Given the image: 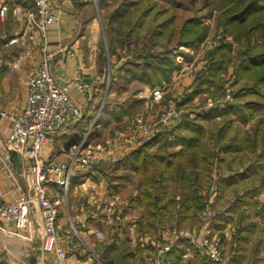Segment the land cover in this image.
I'll return each mask as SVG.
<instances>
[{"label": "trees", "instance_id": "1", "mask_svg": "<svg viewBox=\"0 0 264 264\" xmlns=\"http://www.w3.org/2000/svg\"><path fill=\"white\" fill-rule=\"evenodd\" d=\"M108 1L99 0L102 6ZM115 1V10L106 21L103 20V25L117 34L109 46L111 54L118 51L117 45L124 50L116 73L128 82L140 81L154 87L170 80L177 65L176 51L184 53L180 46L195 49L207 34L208 26L202 15L184 13V3L180 0H166L169 5L162 8L154 0ZM209 2L206 0V3ZM220 21L240 44L233 71L238 83L233 91V99L186 110L177 124L159 126L154 134L143 136L120 159H104L86 169L107 175L111 182L128 177L132 172L141 176L140 183L144 188L132 205L143 207L144 215L138 222L139 229L149 231L147 233L158 242H163L160 236L166 227L182 229L187 224L200 225L203 222L201 213L213 193V183L216 190L223 194L236 188L229 199L233 201L234 209L241 200L251 203L248 194H259L260 186L264 183V120L257 126L262 128L261 131L249 134L242 124L233 125L229 118V114L236 113L239 120L246 122L253 117V112H250L251 116L248 115L253 107L264 114V0L229 3ZM162 38L167 39L162 42ZM231 51L232 44L225 38L210 51V61L194 78L190 90L177 101L178 106L187 105L201 93L214 94L215 90L224 86L223 73L233 58ZM184 54L189 57L188 53ZM100 61L105 75V66L109 61L107 49L101 50ZM246 94L260 101L245 105ZM118 103L120 108L104 106L99 119L106 122L113 117L121 118L137 104L135 100L125 106L123 101ZM80 139L81 136L77 134L72 141L78 144ZM177 146L179 148L175 149ZM230 150H239L242 154L237 162L225 168L223 162L226 153L223 152ZM250 165L252 168H249ZM121 168L122 172L119 173ZM228 169L233 171L228 173ZM256 179L258 184H254ZM243 189L246 192L241 195ZM169 222L173 224L167 226ZM242 230L243 227H239L237 234L226 243V256L233 253V257H229L231 264H259V243H250L251 235L241 234ZM117 235L118 228L110 241L99 243L100 258L106 264H138L136 259L129 261V257L134 255L131 242L127 238L119 241ZM236 239L244 240V244L235 246ZM189 245L188 239L175 242L169 264L182 262V254ZM150 247L149 252L155 248L154 245ZM4 257L0 254V264H11ZM182 264L221 263L195 253Z\"/></svg>", "mask_w": 264, "mask_h": 264}, {"label": "crops", "instance_id": "2", "mask_svg": "<svg viewBox=\"0 0 264 264\" xmlns=\"http://www.w3.org/2000/svg\"><path fill=\"white\" fill-rule=\"evenodd\" d=\"M3 3H7L9 9L4 17L0 15V111L5 112V114L0 113V200L12 202L22 194L33 196L35 190L27 174L29 165L34 160L20 151H13L14 149L10 147L9 138L13 132V121L10 115L19 113L25 107L30 79L44 59L49 61L52 74L61 85L71 82L76 71L81 67L83 81L91 85V90L85 94L77 86L72 85L70 93L74 99L82 102L83 115L77 121H70L42 145L43 159L68 160L75 146L84 139L87 131H92L91 138L88 139V142H91L100 133L103 125L111 124V121L103 122L96 117L99 109V106L96 107L98 90H104L105 86L106 91L109 89L102 72L103 65L98 57L101 51L99 38H101L100 30L102 29L99 0H52L58 19L47 27L46 36L40 42L33 35L27 34L28 31L26 32L27 29H34L29 25L31 15L36 9L34 2L32 0H0V7ZM15 8H18L17 14L14 13ZM88 35L89 41H86ZM15 37L22 40L11 42ZM68 50L73 51V54H69ZM193 80L194 77L190 76L179 79L172 88L174 96L178 98L190 90ZM149 88H151L149 85L143 83L138 90L140 100L147 103ZM77 134L81 136V139L78 144H75L72 140ZM178 148L179 146L175 149ZM125 151L127 150L115 149L109 152L105 159L116 161ZM225 153L223 162L225 168L228 166L226 163L229 159L232 164L237 162L242 154L239 150H230ZM250 167L252 168V165ZM232 171L233 169H228L227 172ZM61 178L62 176L55 177V181L49 183L46 189L48 196L56 204L57 223L63 230L62 233L72 226V222L77 228V233L72 236L74 247L70 246L65 237L60 240V243L69 251V264H106L100 258L99 243L103 240L110 241L117 228L118 240L123 241L127 238L134 248V255L129 257V261L136 259L137 263L141 264L145 254L150 251L149 247L155 246L154 243L157 241L151 235H139L137 242H134V235H128L122 230L124 226L122 214L115 217L113 215L115 212L111 213L108 209L110 200L118 199L128 186L130 176L114 179L111 182L107 175L78 169L73 174L68 189L63 185ZM142 186L141 184L139 189L133 191L127 202L128 207L132 206L130 208L141 213V218L144 215L143 207L132 204L138 199ZM244 192L246 189L241 190L240 194ZM257 195L252 197L249 193L248 200L253 201ZM103 196L107 202L104 207L102 205L101 211L100 202ZM227 202L229 207L233 206V201ZM228 206L226 209L229 208ZM139 220L135 219L131 224L137 225ZM218 227L221 228V225ZM44 228L41 207L36 200L31 205L29 222L25 228L19 229L12 221L0 217L1 254L8 258H20L17 263L9 260L11 264L12 262L14 264H54V254L45 251L42 247ZM221 229H224L222 234L225 236L222 241L226 243L237 234H231L226 226H222ZM243 229L241 234L249 233L245 226ZM243 242L242 239H236L234 245L240 246L244 244ZM228 256L232 258L233 253Z\"/></svg>", "mask_w": 264, "mask_h": 264}, {"label": "built area", "instance_id": "3", "mask_svg": "<svg viewBox=\"0 0 264 264\" xmlns=\"http://www.w3.org/2000/svg\"><path fill=\"white\" fill-rule=\"evenodd\" d=\"M36 6V12L31 15L29 25L42 32L46 36L47 27L54 23L58 17L55 13L52 0H32ZM9 9L7 3L0 7V15L5 16ZM14 13H18L15 8ZM22 38L15 37L11 42ZM69 54L73 51L68 50ZM203 61L186 64L182 71L185 74H194L203 67ZM72 85L77 86L80 91L87 93L91 85L83 81L81 67L76 71L73 80L67 84H59L52 74L49 61L44 59L36 68L30 79L25 107L17 114L10 115L13 121V132L9 138L10 147L20 151L22 154L34 160L29 165L28 177L35 190V194H22L15 201L5 202L0 200V217L12 221L17 228H25L29 222L30 208L34 201H38L44 219L45 236L43 249L55 256L54 264H69V251L60 240L62 237L74 247L72 236L77 233L74 222L65 233L58 226V210L55 202L48 196L46 186L55 181V177L62 176L61 181L66 189L71 185V178L78 169H89L104 160L109 152L115 149H132L143 136L154 134L159 124L171 125L178 117V112L172 104L160 112L157 121L140 116L137 125L132 132L123 136L117 135L108 141L105 146H95L88 142L89 132L84 139L75 146L68 160H46L41 156L42 145L49 138L61 131L70 121H77L83 114V104L76 100L70 93ZM165 86L155 87L152 91V103H160L165 94ZM5 114L4 111H0ZM211 194L206 207L202 211L203 222L198 234H192L187 230L171 227L162 231L163 242H156L155 248L147 252L142 264H169L171 262L170 252L174 243L181 239H188L191 243L188 250L194 248L212 261L221 264H231L230 258L225 256L221 240L216 235L215 223L217 212L212 203L215 194L218 193L216 185L211 187ZM112 204L108 209L111 211ZM187 255V253L185 254Z\"/></svg>", "mask_w": 264, "mask_h": 264}, {"label": "rangeland", "instance_id": "4", "mask_svg": "<svg viewBox=\"0 0 264 264\" xmlns=\"http://www.w3.org/2000/svg\"><path fill=\"white\" fill-rule=\"evenodd\" d=\"M154 1H157L158 6L161 8L169 5V2L166 0H154ZM180 1L184 3V5L182 6V9L185 10L184 13H197L202 15V18L204 19V23L207 24L208 26L207 34L203 39V41H201L199 46L195 49H191L184 45L180 46L179 49L184 51V53H188L189 57H186L184 53L181 52L179 53V50L176 51L175 60L177 65L175 67L171 79L163 82V84L162 83L157 84L154 87L149 85L151 88H149L150 92L147 98L148 103L145 102L144 100L143 101L140 100L141 96H138V90L141 84H143L142 82L140 81L128 82L124 78H122L120 74L116 73L117 67L122 62L124 50L121 47H119V45H117L116 49L118 51L116 53L111 54L112 51L109 45L111 44V41L117 37V34L114 32L113 29H105L103 25V20L106 21L110 13L115 10L117 6V1L109 0L106 4L104 3L103 6L99 2V10L101 12V21H102V29L100 30L101 38H99L100 39L99 47L100 50L107 49V55L109 61L105 66L106 72L104 75V79L107 82V87H109V89H107L106 91V86H105L104 90L103 89L98 90L99 94L96 95L98 104L96 103V107L99 106V109L96 114V117L100 118V114L103 111L104 106L106 107L117 106L118 108H120L118 102L123 101L125 106L132 103V101L134 100L137 102V104L129 113L123 114L121 118L113 117L111 120V124L103 125V127L101 126L102 128L100 130V133L97 135L95 140L92 139L90 143L93 142L92 144H94L95 146L98 145L105 146L109 140L116 137L117 135L120 134H123V136L129 135L134 129V127L137 125L138 120L142 115H144L148 119H153L157 121L160 112L169 105L171 100L173 106L176 108L178 112V117L174 119L171 124L174 125L177 124L179 121H181L182 114L185 113L186 110L195 109L196 107L200 109V107H204V106L208 107L217 102L223 103L230 99H233V91H235L238 87V83L235 82V75L233 71H234V67L237 64L236 57L238 55L237 51L240 47V44L237 42V39L235 38V35L233 33L231 34L225 30L226 28L224 24L220 21V17L222 16L225 8L229 6V3L232 4L237 2L238 0H210L209 4L206 3V0H180ZM179 9L180 8H176V10ZM33 12L35 13L36 9H34ZM26 32L27 34H31L34 37H36V39H38L37 41L39 42L42 41V38H44L42 32L39 31L38 29H27ZM224 38L227 39L232 44V51L230 53V56L233 57L228 65L229 67L223 73V80H225L224 86L220 90L217 91L215 90L214 94L209 95L208 93L204 92L196 96L194 100L188 103L187 105H184L182 107L178 106L177 101L181 100V97L184 94L179 96L178 98L174 96L172 88L174 87V85H176L175 83H177L179 79H181L183 76H190L195 78L199 74V72L207 66V63L210 61V56H209L210 51L213 50L215 47L219 46ZM166 39L167 38H162L161 41L164 42L166 41ZM86 41H89V35ZM100 52L98 56L99 58H100ZM200 61H203L204 65L196 73L185 74L182 71L183 67L186 64L196 63ZM114 81H116L117 83H115ZM158 86H165L166 92L160 103L153 104L151 101L152 91L155 87ZM246 95L247 96L244 98L245 105L251 103V101H260L259 98L253 95H248V94ZM157 110H159L158 113ZM250 112H253V114H251L253 115V117H250V119L246 122L239 120L236 113L229 114V118L232 119L233 125L242 124L244 129H248L249 134H252L254 133V131H261L262 128L257 126H260L263 123L262 121L264 120V114L258 108L255 107L252 108V111H249L248 115H250ZM161 125L162 124H159V126ZM238 133L240 134L241 131H238ZM240 139L241 138H238L237 140ZM171 147L172 146H170V148ZM226 164L227 165L231 164L230 159ZM120 170L122 171V169ZM140 177H141L140 175H136L134 172L131 173L129 178L130 182L128 186L124 189L120 197L118 199L113 198L110 200V203L112 204L111 206L112 209L111 211L109 210L111 213L115 212L113 214L115 217L121 216L122 214L124 221L122 222V224L124 225L122 227V230H124L128 235L129 234L134 235L133 236L134 242H137V240L139 239V235H149L147 233L149 231H146V229L145 230L142 228L139 229L138 223L137 225L131 224L133 220L141 219V213L137 210L134 211V209L130 208L132 206L128 207L129 203H127L129 201L130 195L133 194V191L137 188L139 189V186H141ZM255 182L258 183V179L254 180V183ZM213 185L215 184L213 183L211 187ZM143 188L144 187L142 186V190ZM234 190H236V188H232V190H229L228 192H226V194H223L222 192L219 191L217 194H215L212 207L217 212V218L215 220L216 235L221 240L225 253L226 242L224 240L222 241V236L224 235L222 234V231L224 230L221 229L222 226H226V228H228V230L231 231V234L236 233L239 227L241 228L245 226V228H247L249 231V233L246 232L245 234L251 235L250 243H254V242L259 243V247H258L260 249L259 256L261 257L259 264H264V184L260 186V193L257 195L255 199H253V201H251V203L243 204L239 202V204L235 209L233 208V206L229 207L228 206L229 203L227 202L230 198H232V193ZM106 202L107 201H105V198L103 196L102 201L100 202L101 211ZM227 206L229 207L228 209H226ZM201 218H202V213H201ZM171 224L173 223L169 222L167 226H171ZM201 225L202 223L200 225L197 223L194 225L187 224L182 229L191 232L193 235L194 234L196 235L198 234ZM218 225L219 226L221 225V228L218 227ZM165 229H167V227ZM223 237L225 238V236ZM163 243L165 244L166 242L163 241ZM186 253L187 255H185ZM195 253H200L201 255H203L201 252L196 251L194 248L188 250L187 247L186 251L182 254L183 261L178 264L185 263L188 259L192 258L195 255ZM4 258L7 261L12 260L15 263L19 262L20 260L19 257L17 258L4 257ZM14 262H12V264H14Z\"/></svg>", "mask_w": 264, "mask_h": 264}, {"label": "water", "instance_id": "5", "mask_svg": "<svg viewBox=\"0 0 264 264\" xmlns=\"http://www.w3.org/2000/svg\"><path fill=\"white\" fill-rule=\"evenodd\" d=\"M13 151H15V152H16V150H13Z\"/></svg>", "mask_w": 264, "mask_h": 264}]
</instances>
